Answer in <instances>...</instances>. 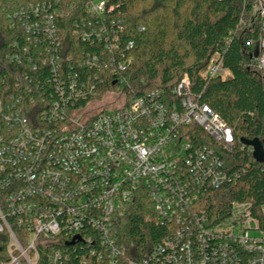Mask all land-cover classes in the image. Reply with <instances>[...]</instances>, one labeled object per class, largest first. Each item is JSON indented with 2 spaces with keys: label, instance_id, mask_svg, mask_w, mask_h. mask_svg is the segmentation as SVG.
<instances>
[{
  "label": "built area",
  "instance_id": "built-area-1",
  "mask_svg": "<svg viewBox=\"0 0 264 264\" xmlns=\"http://www.w3.org/2000/svg\"><path fill=\"white\" fill-rule=\"evenodd\" d=\"M255 1L264 74V0ZM59 4L8 16L18 31L3 55L16 67L0 66V264H264L251 205L232 202L217 221L202 207L238 178L223 157L234 145L229 124L197 102L187 77L169 92L126 93L134 42L122 40L110 0H83L72 34L86 49L63 57ZM209 65L208 77L221 74ZM110 81L121 88L104 94L115 109H91ZM190 125L214 144L189 141ZM144 195L165 236L136 262L112 232Z\"/></svg>",
  "mask_w": 264,
  "mask_h": 264
},
{
  "label": "trees",
  "instance_id": "trees-1",
  "mask_svg": "<svg viewBox=\"0 0 264 264\" xmlns=\"http://www.w3.org/2000/svg\"><path fill=\"white\" fill-rule=\"evenodd\" d=\"M56 0H0V66L16 67L3 59L16 39L8 16L32 4ZM123 25V41L134 42L124 73L126 93L139 96L161 89L169 92L183 77L191 94L232 128L234 145L224 159L237 180L211 191L202 202L209 218L225 217L232 202L251 205L252 215L264 228V163L253 159L242 139H258L264 148V74L257 61L261 20L255 0H110ZM75 4L74 10L70 5ZM58 18L63 57L86 49L73 37L74 23L83 15V0H60ZM143 27L141 31L140 28ZM221 65V74L208 77L210 63ZM112 81L101 87L99 98L115 90ZM189 141L213 145L199 126L183 128ZM112 235L126 255L140 261L165 236L155 223L147 196L136 199L116 216Z\"/></svg>",
  "mask_w": 264,
  "mask_h": 264
},
{
  "label": "rangeland",
  "instance_id": "rangeland-1",
  "mask_svg": "<svg viewBox=\"0 0 264 264\" xmlns=\"http://www.w3.org/2000/svg\"><path fill=\"white\" fill-rule=\"evenodd\" d=\"M115 92L116 93H120L121 92V88L117 87L115 89ZM112 97H114L112 94L104 95L100 100H97L95 102V105H93L91 107V109H95L97 111H101V110L112 111V110H114L116 105L114 104V98H112ZM88 108H90V106ZM262 212H264V208H262Z\"/></svg>",
  "mask_w": 264,
  "mask_h": 264
},
{
  "label": "water",
  "instance_id": "water-1",
  "mask_svg": "<svg viewBox=\"0 0 264 264\" xmlns=\"http://www.w3.org/2000/svg\"><path fill=\"white\" fill-rule=\"evenodd\" d=\"M242 144L253 149V159L258 163H264V148H262L261 143L258 139H253L252 141L242 139Z\"/></svg>",
  "mask_w": 264,
  "mask_h": 264
}]
</instances>
